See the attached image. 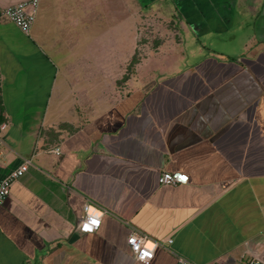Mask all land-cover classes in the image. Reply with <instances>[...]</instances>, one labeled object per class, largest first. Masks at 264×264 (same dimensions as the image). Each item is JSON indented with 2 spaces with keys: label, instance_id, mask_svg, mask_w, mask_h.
Listing matches in <instances>:
<instances>
[{
  "label": "crops",
  "instance_id": "1",
  "mask_svg": "<svg viewBox=\"0 0 264 264\" xmlns=\"http://www.w3.org/2000/svg\"><path fill=\"white\" fill-rule=\"evenodd\" d=\"M18 1L0 0V179L31 164L0 205V264H142L133 230L162 241L148 264L264 263V0H38L27 34L1 14ZM166 9L177 51L119 93L134 30Z\"/></svg>",
  "mask_w": 264,
  "mask_h": 264
},
{
  "label": "built area",
  "instance_id": "2",
  "mask_svg": "<svg viewBox=\"0 0 264 264\" xmlns=\"http://www.w3.org/2000/svg\"><path fill=\"white\" fill-rule=\"evenodd\" d=\"M38 0H23L4 7L1 11L2 16L13 23L23 33L27 34L32 24L35 21L38 11ZM5 127V124L0 125V130ZM51 153L60 154V147L54 146ZM31 164L30 159H25L20 167L8 173L0 179V205L9 194L10 184L17 179L23 171ZM189 180V176L183 172H162L158 177V183L163 185L185 184ZM83 214L77 224V229L80 232L91 233L96 231L100 226L101 217L104 211L91 202L87 201L83 204ZM172 241L171 238L166 239L167 243ZM126 243L133 259L142 264H148L153 258L154 250L162 241H157L146 234L133 230L127 237ZM152 245V247H149ZM179 264H185L182 259H179ZM248 264H264L260 259L253 258Z\"/></svg>",
  "mask_w": 264,
  "mask_h": 264
},
{
  "label": "rangeland",
  "instance_id": "3",
  "mask_svg": "<svg viewBox=\"0 0 264 264\" xmlns=\"http://www.w3.org/2000/svg\"><path fill=\"white\" fill-rule=\"evenodd\" d=\"M142 18L143 22L139 23L134 30L133 59L129 62L118 63L119 72L123 73V77L117 81L119 93L127 86L130 73L134 72L135 74L136 70H159L163 66L161 56L170 55L177 51L176 44L164 45L168 41L172 43L174 39H178L179 35L170 28L172 14L169 10L158 11L148 16H142ZM187 42H189L188 49L197 44L194 38L187 40ZM201 42L204 43V38L201 39ZM119 52L122 53L120 50Z\"/></svg>",
  "mask_w": 264,
  "mask_h": 264
},
{
  "label": "snow or ice",
  "instance_id": "4",
  "mask_svg": "<svg viewBox=\"0 0 264 264\" xmlns=\"http://www.w3.org/2000/svg\"><path fill=\"white\" fill-rule=\"evenodd\" d=\"M149 247H152V245H149Z\"/></svg>",
  "mask_w": 264,
  "mask_h": 264
}]
</instances>
